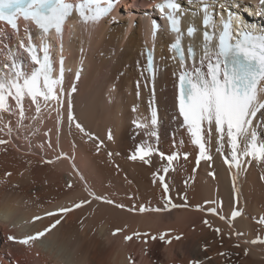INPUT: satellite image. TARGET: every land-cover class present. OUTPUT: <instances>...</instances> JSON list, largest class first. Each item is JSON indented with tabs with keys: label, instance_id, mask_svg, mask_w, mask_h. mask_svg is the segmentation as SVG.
<instances>
[{
	"label": "bare ground",
	"instance_id": "1",
	"mask_svg": "<svg viewBox=\"0 0 264 264\" xmlns=\"http://www.w3.org/2000/svg\"><path fill=\"white\" fill-rule=\"evenodd\" d=\"M258 2L219 0L257 29L264 26V6L260 14L254 11L260 8ZM150 8V0H122L96 24L73 22L65 28L62 104L52 101L45 106L40 101L37 112V106L25 99L21 118L15 101L8 99L12 114L0 113V140L8 141L0 144V264H9L11 256L30 264H137L139 257V264H232L235 259L240 264H264V243H251L264 240V224L257 222L264 218V163L251 160L240 170L230 169L224 162L230 148L225 140L222 152L217 151L213 126L208 144L211 160L196 164L199 146L191 142L175 104L180 67L169 52L168 35L159 32L151 37L150 18L144 15ZM6 34L9 49L0 45L3 57L9 50L18 51L15 37ZM194 43L199 44V56L200 37ZM150 45L158 67L152 82L139 69L143 49ZM68 99L80 128L68 123ZM153 111L156 125L151 123ZM254 124L264 136V111ZM155 142L156 152L145 157L149 163L130 159L140 147L153 149ZM174 153L179 158L169 165L166 157ZM166 197L188 207L150 210L164 208ZM80 201L89 202L62 219L45 215ZM141 206L149 210L140 212ZM213 208L215 214L209 211ZM234 209L241 215L231 219ZM37 216L41 219L34 220ZM57 219L60 224L30 245L18 242ZM117 229L121 231L113 235ZM126 236L132 239L126 241Z\"/></svg>",
	"mask_w": 264,
	"mask_h": 264
},
{
	"label": "snow or ice",
	"instance_id": "2",
	"mask_svg": "<svg viewBox=\"0 0 264 264\" xmlns=\"http://www.w3.org/2000/svg\"><path fill=\"white\" fill-rule=\"evenodd\" d=\"M117 2L118 0H79L78 3H73L72 0H0V21L6 22L15 33H19V18L34 23L42 36H48L54 30L61 38L62 51L64 26L74 13L78 14L81 23L96 24L110 15ZM186 3L199 8L201 13L199 26L192 21L186 28H182V23L188 13L179 0H164L163 3L157 4L156 8L168 21L170 31L175 34V40L169 45V50L174 52L173 59H178L180 65L178 74L179 113L187 126L191 142L199 146L197 164L201 160H211L208 154V144L211 140L213 126L217 135V151L222 152L225 140L230 148V157H224V162L230 169L234 167L240 170L242 163H249L251 160L264 163V136L258 133L254 124L257 114L264 111V31L252 29L242 15L225 14L224 5L220 4L219 0L216 4H213L212 0H186ZM259 3L264 6V0H259ZM217 6L221 10L219 13L216 11ZM217 16H219V23L216 20ZM159 28L160 25L153 21L154 37ZM25 32L28 34V43L26 44L23 39L20 40L19 48L28 53L34 67L30 71L26 70L23 61L18 62L16 56L9 50L8 57L11 63L3 65V68L8 71L0 70V113L12 114V109L7 104L8 99L11 98L15 101L21 118L25 115V99H29L37 106V112L41 110V100L45 106L52 101L63 103V57L60 60L59 75H54L55 69L49 43L42 41L37 47L32 42V33L27 28ZM198 34L202 35L199 56L194 46V38ZM185 37L190 41L186 49L183 44ZM6 38L7 34L0 30V45L3 49H9V45L5 43ZM149 61L151 63V53ZM156 116L157 113L153 111L152 125L157 124ZM72 118L69 112V120L71 121ZM76 126L81 127L79 124ZM142 126L137 124V127ZM81 131H83L82 128ZM153 135L156 133L153 132ZM6 143L8 141L0 140V144ZM152 151L151 147H140L130 159L139 158L147 164L149 160L145 157L150 156ZM160 155L164 157L163 153ZM187 155V153L184 154L185 159ZM178 158L179 153L166 157L169 165H172L173 161ZM242 158H244L243 162ZM163 171L167 173L169 168L165 167ZM6 175H11V173H6ZM238 175L239 172L233 176L234 190ZM160 180L163 183L164 176H160ZM68 187H71V184ZM168 190V185L165 183L164 191L167 193ZM90 195L105 203H114L104 197L95 196L94 193ZM88 202L80 201L70 207H61L56 212H48L45 215H61L62 219L63 215ZM116 207L124 206L116 205ZM186 207H188L186 202L177 204L173 203L171 198L166 197L164 208L150 210L172 211ZM197 208L199 209V206ZM148 210L143 206L139 209L140 212ZM209 211L216 213L215 208ZM239 215L241 212L234 209L231 219ZM220 218L225 219L224 216ZM33 219L39 220L41 217L37 216ZM60 222L61 220L57 219L43 231L27 235L18 242L30 245L45 236ZM257 222L264 224V218L258 219ZM204 223L207 225L209 222L205 220ZM119 231L121 230H115L113 235ZM215 231L219 233L220 229H215ZM134 235L139 237L141 234L134 233ZM236 235H243V233L237 232ZM151 238L155 240L157 237L152 236ZM159 238L164 240V234H161ZM179 238L176 237V239ZM9 239L15 240L16 238L9 236ZM131 239V236L125 237L126 241ZM257 242L264 243V240L251 241V243ZM221 255L225 254L221 253ZM191 264H198V262L193 261Z\"/></svg>",
	"mask_w": 264,
	"mask_h": 264
},
{
	"label": "rangeland",
	"instance_id": "3",
	"mask_svg": "<svg viewBox=\"0 0 264 264\" xmlns=\"http://www.w3.org/2000/svg\"><path fill=\"white\" fill-rule=\"evenodd\" d=\"M120 3H121V2H120ZM125 5H126V4H124V2H123L121 7H122L123 9H125ZM254 11H255V9H254ZM132 25L135 26V21L132 22ZM101 55H103V53H101L100 56H101ZM125 66H126V68H128V67H129V64H125ZM119 75H120V73H119ZM127 241H129V240H127ZM7 258H8V257H7ZM133 258H134V257H133ZM137 259H138V260H137ZM137 259H136V262H135V263L138 262L137 264H139V263L141 262V258L139 257V258H137ZM16 260H17V261H16ZM8 261H9V262H8L9 264H30V262H31L30 260L26 259V260H23V262L21 263V262H19L18 259H15V258L12 257V256L8 258ZM24 262H25V263H24ZM236 262H237V264H240V262L238 261V259H235V260L233 261L232 264H236ZM31 264H32V263H31Z\"/></svg>",
	"mask_w": 264,
	"mask_h": 264
}]
</instances>
